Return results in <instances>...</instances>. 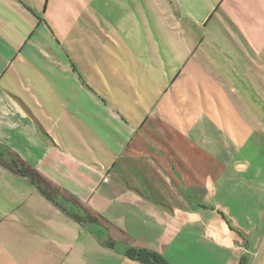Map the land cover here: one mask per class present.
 Returning a JSON list of instances; mask_svg holds the SVG:
<instances>
[{"label":"crops","instance_id":"obj_1","mask_svg":"<svg viewBox=\"0 0 264 264\" xmlns=\"http://www.w3.org/2000/svg\"><path fill=\"white\" fill-rule=\"evenodd\" d=\"M62 7V0H36L49 21ZM1 40L8 56L14 47ZM10 66L0 65V152H13L60 189L69 213L81 215L80 205L104 223L76 222L27 179H0V264H140L125 256L130 246L169 264H208L211 255L224 264L227 249L232 264H256L264 231L260 241L253 233L264 225V207L242 240L209 230L200 208L223 195L226 183L238 185L253 210L264 202V179H225L234 156L242 149L250 155L255 136H264L263 108L232 102L219 82V112H211L194 93L176 95L175 83L160 81L166 73L157 69L151 78L140 64L102 67L108 81L87 66L80 68L90 74L84 81L65 67L32 65L21 66L19 78ZM108 238L113 248L103 246Z\"/></svg>","mask_w":264,"mask_h":264},{"label":"rangeland","instance_id":"obj_2","mask_svg":"<svg viewBox=\"0 0 264 264\" xmlns=\"http://www.w3.org/2000/svg\"><path fill=\"white\" fill-rule=\"evenodd\" d=\"M62 5L54 11L57 17L49 21L37 13L36 0H0V38L14 47L6 56L0 39V65L11 64L9 75L16 72L24 78L20 68L24 65L53 66L65 67L69 73L74 70L76 78L84 81L90 74L80 68L87 66L97 70L92 73L97 79L108 81L102 67L140 64L151 78L157 69L166 73L170 78L162 74L160 81L175 83L176 95L194 93L207 102L203 106L211 112H219V101L213 97L219 98V90L213 87L219 82L225 84L223 90L232 102L247 99L246 106L264 109V0H62ZM125 83L129 86L124 79ZM99 96L106 99L104 94ZM103 102L99 101V108ZM255 138L257 149L251 148L250 155L243 149L235 155L225 179H264V136ZM243 163L247 170L242 173L237 166ZM0 179L24 178L0 168ZM237 186L226 183L223 195L204 200L200 211L209 230L242 240L249 235L246 228L251 223L252 228L260 223L264 202L259 199L253 210L254 203L246 205ZM263 186L259 185L260 191ZM78 207L81 215L90 214L87 208ZM263 231L264 225L257 227L253 237L260 241ZM231 256L227 249L224 264H232ZM213 261L211 255L208 264ZM256 264H264V245Z\"/></svg>","mask_w":264,"mask_h":264},{"label":"trees","instance_id":"obj_3","mask_svg":"<svg viewBox=\"0 0 264 264\" xmlns=\"http://www.w3.org/2000/svg\"><path fill=\"white\" fill-rule=\"evenodd\" d=\"M0 168L27 179L36 190L48 201L52 202L59 209L66 211L72 219L79 223H89V224H102L103 219L97 215H92L91 213H86L83 215H78L74 213H69L67 210L66 202L62 199L60 200L59 194L60 189L48 182L39 172L35 169L26 165L16 154L9 150L0 152ZM103 246L107 248H113L114 241L110 238L106 239ZM125 256L131 260L138 262L140 264H169L160 254L151 251L146 248L130 246L125 251ZM239 264H245L244 259L240 260Z\"/></svg>","mask_w":264,"mask_h":264}]
</instances>
